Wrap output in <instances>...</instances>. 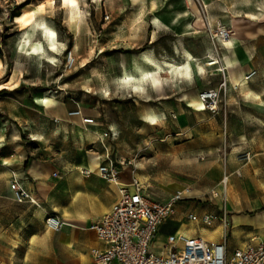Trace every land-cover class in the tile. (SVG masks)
Here are the masks:
<instances>
[{
	"label": "rangeland",
	"instance_id": "374dc122",
	"mask_svg": "<svg viewBox=\"0 0 264 264\" xmlns=\"http://www.w3.org/2000/svg\"><path fill=\"white\" fill-rule=\"evenodd\" d=\"M75 2L0 0V124L22 125L27 156L60 168L110 159L147 194L188 188L178 205L198 217L201 208L217 212L221 199L229 217L264 212V0ZM23 12L28 27L14 21ZM188 56L190 75L162 76L158 91L142 75L147 58L182 67ZM210 90L218 92L213 112L200 99ZM150 112L164 120L151 126ZM5 132L0 125V138ZM39 255L25 238L0 237V264H44Z\"/></svg>",
	"mask_w": 264,
	"mask_h": 264
},
{
	"label": "crops",
	"instance_id": "0c3cea01",
	"mask_svg": "<svg viewBox=\"0 0 264 264\" xmlns=\"http://www.w3.org/2000/svg\"><path fill=\"white\" fill-rule=\"evenodd\" d=\"M186 60L189 63L192 58L190 56L184 58V65L179 67L169 63L164 66L165 64L161 65L149 58L150 68L146 76H149L154 89L160 90L162 76L188 77L190 71L185 72ZM247 63L248 61L244 65ZM139 68L142 69L143 64L139 65ZM202 70L200 65L194 67L195 73ZM152 73H159L157 84L152 81ZM242 86L246 87V85ZM196 106L199 110H203L199 107V102ZM148 118L151 126L164 120L156 112H150ZM13 120L12 122L7 120V124H0L4 130L6 129L5 134L0 138L2 143L0 147V237L2 239L5 237L7 244L10 236L18 242H22L25 238L27 243L33 245L35 251L40 252L39 257L44 259V264H93L90 251L102 250L104 245L88 228L108 213L116 203L119 186L101 180L96 174L97 167L104 162L90 166V163L82 159L60 168L56 167L52 160L27 156L21 140L22 125ZM11 127L16 128L14 132ZM81 170H90L92 173L85 177L80 173ZM122 172L119 183L127 185L131 177L122 176ZM137 179L142 184L143 194L151 201L158 203L166 202L175 192L185 189L166 187L147 194L142 181ZM13 180L32 195L34 200L32 204H17L11 200L9 184ZM190 194L183 201L189 200ZM210 194L211 199L221 197V193L211 192ZM11 208L15 210V213H10ZM195 209L187 204H177L173 217L158 228L152 249L156 252L162 251L167 239L176 234L187 238H201L208 243H220L227 231L225 244L228 255L236 249H242L249 244L256 245L264 240V212L251 216L233 214L229 217L225 213L223 199L220 200V206L217 208V212L220 213L201 208L202 215L198 217L193 214ZM189 215L196 217V221L189 220ZM206 215L214 217L210 226L204 225L201 221ZM48 216H56L62 222L58 232L45 228L44 221ZM35 258L38 259V255Z\"/></svg>",
	"mask_w": 264,
	"mask_h": 264
},
{
	"label": "built area",
	"instance_id": "2783aa9c",
	"mask_svg": "<svg viewBox=\"0 0 264 264\" xmlns=\"http://www.w3.org/2000/svg\"><path fill=\"white\" fill-rule=\"evenodd\" d=\"M218 34L221 39H231L225 31H219ZM200 99L208 104L209 111L216 110L218 92L205 91L200 94ZM70 115L81 114L72 112ZM82 123L93 125L94 122L83 118ZM121 165L109 159L96 169L101 180L119 186V191L118 200L110 211L88 228L104 245L102 250L90 251L93 264H264V240L256 245L249 244L236 249L228 255L226 235L220 243H208L201 238H187L176 234L167 239L162 251H154L152 243L158 228L173 217L176 205L186 199L190 190L185 188L177 191L164 203L151 201L143 194L142 184L134 176H131L127 185L119 183ZM127 165L132 163L128 161ZM80 173L88 177L92 172L81 170ZM130 173L133 174L132 170ZM226 181L222 183L226 185ZM9 192L11 200L17 204L34 202L32 195L20 187L16 180L10 182ZM188 218L196 221V217L192 215ZM213 220L214 217L210 215L201 219L206 226H210ZM44 225L46 229L58 232L62 222L56 216H48Z\"/></svg>",
	"mask_w": 264,
	"mask_h": 264
},
{
	"label": "bare ground",
	"instance_id": "6f19581e",
	"mask_svg": "<svg viewBox=\"0 0 264 264\" xmlns=\"http://www.w3.org/2000/svg\"><path fill=\"white\" fill-rule=\"evenodd\" d=\"M64 5L65 6H67L68 8H70V9H72V8H75V7H77V4H76V2H75V0H64ZM24 14H25V12H23V14L22 15H20V16H17V17H15L14 18V21L15 22H20V21H22L23 20V16H24ZM30 22L31 21H29V20H23V24L26 26V27H28V26H30L31 24H30ZM27 29V28H26ZM45 31H47V37H46V39H47V41H48V43H49V46H50V50L53 52V51H56V41L54 40V33H53V31H51V30H45ZM30 45V43H29V41H28V37H26L24 40H23V42H22V47H25V46H29ZM227 45H228V43H227ZM19 49V48H18ZM152 60V59H151ZM51 61L52 62H55V58L54 57H52L51 58ZM147 61H149V58H147ZM215 63H209L208 64V66H212V65H214ZM143 69H146V67L143 65ZM167 70V69H166ZM168 71V70H167ZM190 71V65H189V63H188V61L186 60V62H185V72H189ZM159 72V71H158ZM165 73H167L166 71H164ZM144 73H145V75L142 73V75L145 77L146 75H148L149 74V70H145L144 71ZM158 76H159V73H152L151 74V77H152V81L155 83V84H157V79H158ZM133 80V78H132V76H130V75H128L127 73H124V81L125 82H130V81H132ZM124 82V83H125ZM134 82V81H133ZM246 82V81H245ZM244 81L242 82V85H245L246 83H245ZM128 84V83H127ZM135 87V86H134ZM136 90H138V89H136ZM46 102H48V100H46ZM198 102H199V107H202L203 106V104H202V102L200 101V100H198ZM226 178L227 177H225L224 178V180H223V183L226 181Z\"/></svg>",
	"mask_w": 264,
	"mask_h": 264
},
{
	"label": "trees",
	"instance_id": "16d2710c",
	"mask_svg": "<svg viewBox=\"0 0 264 264\" xmlns=\"http://www.w3.org/2000/svg\"><path fill=\"white\" fill-rule=\"evenodd\" d=\"M14 17H17V16H14Z\"/></svg>",
	"mask_w": 264,
	"mask_h": 264
}]
</instances>
